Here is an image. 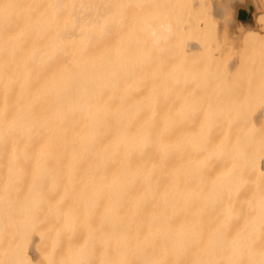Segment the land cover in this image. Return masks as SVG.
<instances>
[{
    "label": "bare ground",
    "instance_id": "6f19581e",
    "mask_svg": "<svg viewBox=\"0 0 264 264\" xmlns=\"http://www.w3.org/2000/svg\"><path fill=\"white\" fill-rule=\"evenodd\" d=\"M231 1L225 31L263 48L257 5ZM104 6L0 0V264H249L264 254V76L227 115L215 71L181 57L201 39L164 55L142 28L158 20Z\"/></svg>",
    "mask_w": 264,
    "mask_h": 264
},
{
    "label": "rangeland",
    "instance_id": "374dc122",
    "mask_svg": "<svg viewBox=\"0 0 264 264\" xmlns=\"http://www.w3.org/2000/svg\"><path fill=\"white\" fill-rule=\"evenodd\" d=\"M252 1L257 8L255 10L252 4L247 18L262 20L263 23L259 27L261 31L255 28L257 26H251L253 30L259 31L258 36L260 37L264 34V0ZM91 2L101 7L105 5L104 12H113L114 7H117L118 12L116 13L124 14L129 19L142 14V19L171 22L174 26V34L165 45L159 48L165 53L164 55L171 51L177 54L182 53L184 45L198 38L201 39V43L206 47L205 51L199 50L191 52L187 57H181L188 59V66L191 68L207 70V72L215 71L220 84L215 85L216 87L211 91L214 93L212 97L218 101L222 112L227 115L233 116L240 113V105H243L240 102L246 98L244 93L251 92V87L264 76V47L254 49L253 46V49L243 50L240 44L246 32L244 33L243 30L242 33L241 30L238 34L227 33L225 29L231 19L230 14L223 19L217 15L219 7L229 10L225 3L232 2L231 0H91ZM187 20L200 21L201 28L198 30L193 23H187L186 31L181 32L179 27L186 26L182 21ZM248 26L246 30L251 29L250 25ZM261 37L263 38V35ZM177 57L181 58L179 55ZM231 65L233 67L232 76L236 79L237 86H234L233 79L228 82L227 86H224L225 84H222L223 75L231 69ZM168 66L169 64L165 67ZM192 97L194 99L196 97L200 102L206 100V97L201 95Z\"/></svg>",
    "mask_w": 264,
    "mask_h": 264
},
{
    "label": "clouds",
    "instance_id": "9594fccd",
    "mask_svg": "<svg viewBox=\"0 0 264 264\" xmlns=\"http://www.w3.org/2000/svg\"><path fill=\"white\" fill-rule=\"evenodd\" d=\"M142 28L144 34L150 40L152 47L156 49L165 45L174 32L173 24L166 20H161L159 22L145 20L142 24ZM261 259H264V254L253 252L249 255V264H258Z\"/></svg>",
    "mask_w": 264,
    "mask_h": 264
},
{
    "label": "crops",
    "instance_id": "0c3cea01",
    "mask_svg": "<svg viewBox=\"0 0 264 264\" xmlns=\"http://www.w3.org/2000/svg\"><path fill=\"white\" fill-rule=\"evenodd\" d=\"M245 16V15H244Z\"/></svg>",
    "mask_w": 264,
    "mask_h": 264
}]
</instances>
